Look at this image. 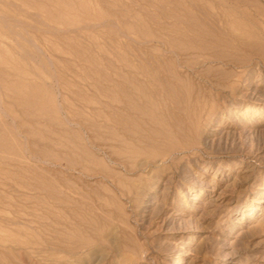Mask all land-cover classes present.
I'll return each instance as SVG.
<instances>
[{"label": "rangeland", "instance_id": "rangeland-1", "mask_svg": "<svg viewBox=\"0 0 264 264\" xmlns=\"http://www.w3.org/2000/svg\"><path fill=\"white\" fill-rule=\"evenodd\" d=\"M0 264H264V0H0Z\"/></svg>", "mask_w": 264, "mask_h": 264}, {"label": "bare ground", "instance_id": "bare-ground-1", "mask_svg": "<svg viewBox=\"0 0 264 264\" xmlns=\"http://www.w3.org/2000/svg\"><path fill=\"white\" fill-rule=\"evenodd\" d=\"M30 229H31V228H30ZM26 230H27V229H26ZM27 231H28V230H27ZM27 231H25V232H26V234H27ZM9 234H10V233H8V236H9ZM26 236H28V235H26ZM4 238H5V237H4ZM5 239H6V238H5Z\"/></svg>", "mask_w": 264, "mask_h": 264}]
</instances>
